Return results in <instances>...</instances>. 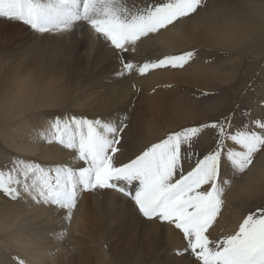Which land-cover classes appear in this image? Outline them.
<instances>
[{
  "label": "rangeland",
  "instance_id": "rangeland-1",
  "mask_svg": "<svg viewBox=\"0 0 264 264\" xmlns=\"http://www.w3.org/2000/svg\"><path fill=\"white\" fill-rule=\"evenodd\" d=\"M147 2L151 0H128L129 6H142ZM180 28L197 31L199 37L186 43L178 32ZM161 33L165 38L163 47L156 41ZM167 36L169 40H166ZM47 37L53 36L39 37L22 23L0 18V70L4 63L12 62L4 67L8 80L13 77L10 74L20 72L23 67L28 69L32 63L38 68L51 66L52 52H56L55 47L58 46ZM138 49L141 54L133 55L137 64L189 51L195 55L183 68L151 69L142 76L136 72L125 74L123 77H128L131 102L112 103V112L108 115L101 110L94 112L85 104L84 108H77L80 104H75L58 112L37 114L36 125L39 128L47 127L51 120L66 114L113 121L127 116L128 127L123 133L125 141L133 140L132 135L143 139L135 146L140 153L150 144L185 128L223 122L227 117L232 125L231 130L235 131L251 120L264 118V99L261 100L262 107L254 105L264 94V91L255 89L264 77L261 74L264 73V0H207L206 6L198 14L178 22L175 27L170 26L167 30L143 38ZM112 55L116 56L115 53ZM103 65H108V68L102 70L99 80L104 84L110 79L115 80L117 75L111 71L113 57L106 56ZM197 76L200 78L196 79ZM102 100L97 106L103 103ZM34 119L30 117L31 122ZM140 120L141 128L137 125ZM149 121L157 130L155 141L150 144L147 142L150 136L143 130ZM0 129L5 128L0 124ZM31 137L16 138L19 139L16 146L40 143L35 134H31ZM215 143V130L202 129L191 149H182L188 151L189 155L195 153L192 159L184 161L185 172L191 170L196 158H202L211 151ZM228 143L231 145L230 141ZM11 147L0 136V169H6L14 160L22 158L46 165L37 155L25 154L23 150ZM61 147L59 149L62 151ZM263 163L264 154H258L253 166L233 179L223 197L225 202L217 222L209 229L211 238L220 239L234 233L248 214L264 208ZM258 175H263L261 186L255 181ZM80 200L82 207L76 210V214L73 212L70 224L63 219L64 214L58 219H55L54 213L53 216L49 215L52 213L50 209L55 207L39 205V212L20 217L23 226L29 228L27 233L20 236L14 230L0 231V261L16 264V258H20L26 264L31 254H21L20 247L47 246L57 241L74 253L70 257L72 264H183V256L176 254L177 250L172 258L162 254L165 249H174L173 246L179 250L186 246L182 233L174 227L147 220L116 193L111 195L104 190L83 192ZM0 201L11 202L2 194ZM24 201L31 203L27 198ZM27 202H19V205L23 204V209H27ZM12 204L17 205L14 201ZM63 229H67V235L60 241L57 236ZM37 251L34 249L35 253ZM193 260L194 257L187 253L186 264H193Z\"/></svg>",
  "mask_w": 264,
  "mask_h": 264
},
{
  "label": "snow or ice",
  "instance_id": "snow-or-ice-1",
  "mask_svg": "<svg viewBox=\"0 0 264 264\" xmlns=\"http://www.w3.org/2000/svg\"><path fill=\"white\" fill-rule=\"evenodd\" d=\"M206 3L151 0L129 6L128 0H0V18L22 23L39 37L65 36L86 26L119 58L121 70L115 75L136 72L142 76L151 69L183 68L193 59L191 51L143 64L125 57L137 50L143 38L175 27L198 14ZM127 127V116L113 121L66 114L51 120L39 138L70 150L73 161L82 166H46L16 159L0 169V194L14 202L27 198L55 207L70 224L83 192L111 190L142 217L182 233L187 243L176 254L190 253L193 264H264V208L248 214L232 234L214 239L209 232L233 179L248 171L258 154H264V118L235 131L227 117L223 122L185 128L123 162L122 133ZM204 128L215 130V147L185 172L184 161L195 153L182 149L190 150ZM66 235L63 229L57 238ZM16 264L25 261L16 258Z\"/></svg>",
  "mask_w": 264,
  "mask_h": 264
},
{
  "label": "bare ground",
  "instance_id": "bare-ground-1",
  "mask_svg": "<svg viewBox=\"0 0 264 264\" xmlns=\"http://www.w3.org/2000/svg\"><path fill=\"white\" fill-rule=\"evenodd\" d=\"M178 32L186 43L199 37L197 31L185 28H180ZM47 40L54 42L58 46H54L56 52H52L53 61L51 66L38 68L32 63L28 69L23 67L20 72L10 74V76L13 75L10 80L7 79L6 68L4 67L11 65L12 62L7 61L1 66L3 69L0 70V124L5 129H0V136L16 150L19 148L25 154L37 155L47 166L70 164L72 167L78 168L82 166V162L73 161V152L68 151L66 153L67 149L65 148L61 151L59 149L61 146L57 143H42L43 140L39 138V133L47 127L39 128L36 125L37 118L35 116L47 111L56 112L60 109L75 106V104H80V107L77 108H84L85 104L94 112L101 110L108 115L112 112L110 107L112 103L122 102L130 104L132 95L127 84L128 77L117 76L115 80L110 79L105 84L99 80L102 70L108 68V65H103L106 56L113 57V66L111 67L113 74L121 70V63L117 56L112 55L114 50L95 38L86 26L65 36L47 37ZM166 40H169V36H167ZM156 41L163 47L165 43L163 33L156 38ZM134 54H141L138 47L135 52L126 54L125 58L133 60ZM101 58L103 59L101 60ZM199 78L200 76H197L196 79ZM78 85L83 86L79 87ZM77 86L78 89H76ZM73 97L75 98L73 99ZM102 98L105 99L102 100ZM100 100L103 103L97 106ZM30 117L35 118L34 122L30 121ZM137 125L141 128V120L137 122ZM143 130L150 136L147 141L148 144L153 140L155 141L157 130L152 121L147 122ZM31 134L37 136L39 144L24 146L19 143L20 145L16 146V142L19 141L16 138L26 136L28 139H32ZM122 137L123 154L120 159L123 162H127L129 158H134L135 155L139 154L135 146L143 139L132 135L133 140L125 141L123 133ZM27 143L29 144L30 141ZM255 181L258 186H261L263 184V175H258ZM104 191H109L111 195H114L111 190ZM113 200L114 198L112 197L111 201L113 202ZM20 202L26 203L27 201ZM15 203L18 206L12 204V200L11 202L0 201V231L14 230L22 236L29 231V228L23 226V221L20 217L23 215L27 216L28 213L39 212L41 206L39 207V205L31 201V203L27 202L29 208L23 209L25 205H19V202ZM78 203L80 206L77 205L79 207L75 209L74 213L82 207V201L80 200ZM50 211L52 213L49 215L53 216L54 213L55 219L64 214L56 208H52ZM43 244H46V242H43ZM60 245L62 243L55 241L47 246H23L19 248V252L23 255L31 254L26 264H72L70 257H73L74 253L69 251V247ZM173 247L174 249H165V252H162L163 256L167 255V258L174 257L175 250H179V248L177 246ZM34 249H38V251L35 253ZM182 256L181 262L186 264L187 253ZM0 264H7L6 260L0 261Z\"/></svg>",
  "mask_w": 264,
  "mask_h": 264
},
{
  "label": "crops",
  "instance_id": "crops-1",
  "mask_svg": "<svg viewBox=\"0 0 264 264\" xmlns=\"http://www.w3.org/2000/svg\"><path fill=\"white\" fill-rule=\"evenodd\" d=\"M263 76H264V73H261ZM263 80V82L260 84V86H255V89L258 90V92H263L264 91V77L261 78ZM258 97H260V95H258ZM264 99V94H262V98L261 99H258V102L257 104L254 103V105L256 107H262L263 106V103L261 100Z\"/></svg>",
  "mask_w": 264,
  "mask_h": 264
}]
</instances>
